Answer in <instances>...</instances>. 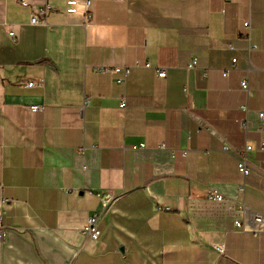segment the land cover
Listing matches in <instances>:
<instances>
[{"label":"crops","instance_id":"crops-1","mask_svg":"<svg viewBox=\"0 0 264 264\" xmlns=\"http://www.w3.org/2000/svg\"><path fill=\"white\" fill-rule=\"evenodd\" d=\"M262 113L264 0H0V264H264Z\"/></svg>","mask_w":264,"mask_h":264},{"label":"built area","instance_id":"built-area-1","mask_svg":"<svg viewBox=\"0 0 264 264\" xmlns=\"http://www.w3.org/2000/svg\"><path fill=\"white\" fill-rule=\"evenodd\" d=\"M20 2L23 4V3H25V0H20ZM72 4H74V3H72ZM70 11L74 12L75 10L71 9ZM46 12H47V9H44L43 11H41V13L44 14V15L46 14ZM31 23L34 24V25H40V24L45 23V20H42V19L39 18V16L34 15L32 17V19H31ZM245 27L249 28L250 27V23L249 22L245 23ZM9 35L11 37H14L15 34H14L13 31H11L9 33ZM236 61H237V59H233L234 63H236ZM146 67L150 68V65L147 64ZM111 70H112L111 68L102 67V68H98L97 72L106 73V72H110ZM115 72L116 73H121L122 69L121 68H116ZM157 72H158V77H160V78H164L166 76L165 70H157ZM227 74H228L227 72L224 73V76H227ZM122 82H123L122 79L118 80V83H122ZM33 86H34V83H29L27 85V87H33ZM241 87H242L243 90L246 91V90H248L249 86H248V83L246 81H243L241 83ZM125 106H126V103L123 101L120 104V108H124ZM30 109L33 112H39V111L42 110L40 106H32ZM260 117L262 119H264V113L260 114ZM224 150L226 152H229V148L228 147H225ZM248 151H251V146H247L245 152H248ZM238 170L243 176H248L251 173L250 167L248 166L247 160L245 158H241L238 161ZM243 187L244 186L241 187L242 190L244 189ZM208 199L210 201L219 203V202H223L225 200V196L222 195V194H219V193H214V194H210L208 196ZM112 202H113V198L111 196L107 197V199L105 201V204H104L103 212L97 213L94 216L89 218L87 224L84 226V228L82 230V232L86 236V238H88V239H90L92 241H98L100 239L101 230L99 228V222H100V219H101V216L103 215V213H105L106 211L110 210ZM240 210H242L243 212H246L248 210V208H247V206L244 203H242L241 206H240ZM235 224H236L237 228H240L244 232L264 233V214L255 212L253 214L252 218H251L250 224H244V223H242L239 220L236 221ZM214 249L219 254H224V246L223 245H215Z\"/></svg>","mask_w":264,"mask_h":264}]
</instances>
